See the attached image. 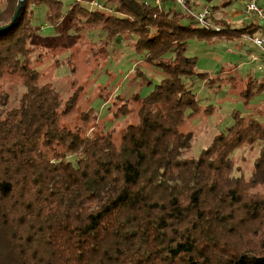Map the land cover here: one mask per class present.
<instances>
[{"label":"trees","instance_id":"obj_1","mask_svg":"<svg viewBox=\"0 0 264 264\" xmlns=\"http://www.w3.org/2000/svg\"><path fill=\"white\" fill-rule=\"evenodd\" d=\"M70 1L64 14L63 0H23L12 23L21 1L1 0L10 19L0 25V82L18 75L27 91L12 109L0 91V264H264V194L255 192L264 186V123L235 112L199 158L186 156L194 135L182 130L186 112L201 109L193 82L210 77L186 55L190 39L251 38L263 26L233 29L213 15L205 27L181 7L137 0ZM43 6L57 30L131 38L163 71L148 96H133L139 121L117 143L62 125L77 95L64 101L52 84L39 85L29 42ZM128 102L115 117L131 113ZM255 144L251 176H234L235 152Z\"/></svg>","mask_w":264,"mask_h":264},{"label":"rangeland","instance_id":"obj_2","mask_svg":"<svg viewBox=\"0 0 264 264\" xmlns=\"http://www.w3.org/2000/svg\"><path fill=\"white\" fill-rule=\"evenodd\" d=\"M95 1L103 4V0ZM137 1L154 4L153 0ZM196 1L203 7H211L213 24L215 20H224L233 29L252 23L264 27V20L257 15H244L245 2L250 0H230L227 4H224L227 0ZM71 3L63 0L64 14ZM216 6H220L217 11L213 9ZM258 6L264 10V0H258ZM165 7L181 11L174 3ZM2 9L4 6L0 8V25L10 19V15L2 17ZM34 10L32 25L37 32L29 42V47L35 49L30 65L40 73L39 85L52 84L64 101L74 95L78 98L76 108L62 119V125L78 130L83 136L111 133L117 143L120 132L139 121L138 104L132 100L133 96L141 99L148 96L164 79L163 71L145 62L144 55L134 50L131 38H110L103 29L80 32L67 25H60L57 30L48 24L44 6ZM86 30L89 29L86 27ZM186 55L197 58L199 73L210 75L206 82H193L201 109L193 116L188 110L182 126L184 132L194 135L192 148L186 156L199 158L215 136L233 125L235 112L264 123V74L260 62L255 60L262 54L249 38L233 36L225 40L213 36L209 40L190 39ZM138 71H142L151 84L137 77ZM0 91L8 95L7 108L12 109L20 104L27 89L22 78L7 74L0 82ZM126 101H129L131 113L115 117L114 112ZM259 156L260 144L244 145L237 150L233 175L250 177ZM255 192L264 194V186Z\"/></svg>","mask_w":264,"mask_h":264},{"label":"built area","instance_id":"obj_3","mask_svg":"<svg viewBox=\"0 0 264 264\" xmlns=\"http://www.w3.org/2000/svg\"><path fill=\"white\" fill-rule=\"evenodd\" d=\"M154 4L159 8L165 5V2H173L179 7H181L185 12L191 15L195 21L198 22L201 26H210V20L213 16V11L210 7L204 8L200 12L193 11L187 5V0H153ZM90 6L93 8H101V4L93 1L90 3ZM244 15H257L261 20H264V10L258 6V0H250L245 2ZM249 41L253 43L255 47L261 50V58H256L255 60L259 61L261 64V72L264 74V27L261 29L260 34L254 37L249 38Z\"/></svg>","mask_w":264,"mask_h":264},{"label":"crops","instance_id":"obj_4","mask_svg":"<svg viewBox=\"0 0 264 264\" xmlns=\"http://www.w3.org/2000/svg\"><path fill=\"white\" fill-rule=\"evenodd\" d=\"M229 1H230V0H227L224 4L229 3ZM187 2H188V6H189L190 8L195 9V10H198V9H200V8L203 7V6L199 5V4L197 3L196 0H187ZM167 4H169V3L165 2V6H166ZM220 6H221V5H220ZM220 6L213 7V9H215V11H217L218 9H220ZM206 7H208V6H206ZM206 7H203V8L200 9V10H203V9L206 8ZM197 8H198V9H197ZM210 8H211V7H210ZM200 10H198V11H200Z\"/></svg>","mask_w":264,"mask_h":264},{"label":"water","instance_id":"obj_5","mask_svg":"<svg viewBox=\"0 0 264 264\" xmlns=\"http://www.w3.org/2000/svg\"><path fill=\"white\" fill-rule=\"evenodd\" d=\"M20 1H21V2H20V4H19V6H18V10H17V12H16V14H15L13 20H12V23L17 19L18 15H19V12H20V10H21V8H22V2H23V0H20ZM7 27H8V26H7ZM4 28H6V27H3V29H4Z\"/></svg>","mask_w":264,"mask_h":264}]
</instances>
